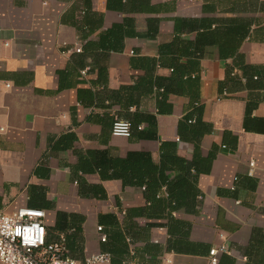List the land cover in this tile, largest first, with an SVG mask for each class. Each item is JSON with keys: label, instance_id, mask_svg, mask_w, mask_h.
<instances>
[{"label": "crops", "instance_id": "obj_1", "mask_svg": "<svg viewBox=\"0 0 264 264\" xmlns=\"http://www.w3.org/2000/svg\"><path fill=\"white\" fill-rule=\"evenodd\" d=\"M21 206L82 264H264V0H0V208Z\"/></svg>", "mask_w": 264, "mask_h": 264}, {"label": "built area", "instance_id": "obj_2", "mask_svg": "<svg viewBox=\"0 0 264 264\" xmlns=\"http://www.w3.org/2000/svg\"><path fill=\"white\" fill-rule=\"evenodd\" d=\"M76 51H81L77 46ZM83 74L86 70L82 71ZM115 136H131V123L116 118L112 125ZM254 166V162H250ZM100 241L107 240L102 225L97 227ZM225 246L210 249L209 264H219V254ZM112 256L108 252L87 255L86 264H110ZM0 264H82L69 254L67 237L61 234L54 241L48 240L46 210L31 206H21L13 211L0 208Z\"/></svg>", "mask_w": 264, "mask_h": 264}, {"label": "trees", "instance_id": "obj_3", "mask_svg": "<svg viewBox=\"0 0 264 264\" xmlns=\"http://www.w3.org/2000/svg\"><path fill=\"white\" fill-rule=\"evenodd\" d=\"M131 123V122H130ZM132 123H131V130H132ZM132 134V133H131ZM125 165H128L132 162H153L151 156L147 153H131L129 156L123 160ZM34 207V206H33ZM103 226V225H102ZM104 228V226H103ZM108 240V235H107ZM106 240V241H107ZM105 241V242H106Z\"/></svg>", "mask_w": 264, "mask_h": 264}]
</instances>
